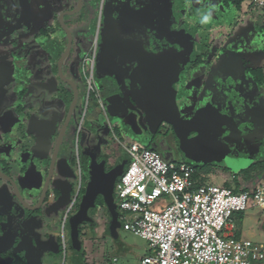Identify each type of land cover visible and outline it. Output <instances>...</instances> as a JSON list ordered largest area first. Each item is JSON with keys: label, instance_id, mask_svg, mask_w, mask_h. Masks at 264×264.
Returning <instances> with one entry per match:
<instances>
[{"label": "flooded vegetation", "instance_id": "obj_1", "mask_svg": "<svg viewBox=\"0 0 264 264\" xmlns=\"http://www.w3.org/2000/svg\"><path fill=\"white\" fill-rule=\"evenodd\" d=\"M244 2L0 0V264L57 254L62 221L73 248L101 208L115 225L114 186L140 126L172 131L194 159L226 150L218 133L226 118L206 124L221 148L205 156L198 132L179 139L171 124L152 123L147 59L174 64L175 113L190 123L210 108L191 112L193 98L264 72L244 66ZM240 95L255 118L257 97Z\"/></svg>", "mask_w": 264, "mask_h": 264}, {"label": "built area", "instance_id": "obj_2", "mask_svg": "<svg viewBox=\"0 0 264 264\" xmlns=\"http://www.w3.org/2000/svg\"><path fill=\"white\" fill-rule=\"evenodd\" d=\"M250 8L264 9V0H245L244 9ZM126 154L128 164L114 186V199L122 229L148 243L140 264L264 261V244L239 238L232 217L264 211V177L252 190L233 192L195 183L193 166L165 161L141 141H131ZM61 264L69 263L63 259Z\"/></svg>", "mask_w": 264, "mask_h": 264}, {"label": "rangeland", "instance_id": "obj_3", "mask_svg": "<svg viewBox=\"0 0 264 264\" xmlns=\"http://www.w3.org/2000/svg\"><path fill=\"white\" fill-rule=\"evenodd\" d=\"M246 14L245 19L250 25L245 35V47L242 49L244 66L246 70L258 66L264 68V9L252 8ZM247 79L252 83L250 75H247ZM207 90L205 91L209 92L208 95L201 98L199 103L196 97L193 98L194 103L189 108L191 112L197 111L198 107L204 104L227 119L226 124L218 129L220 138H225L224 152L220 151L205 161L194 159L193 150L188 146L183 148L174 133L167 128H152L146 132L140 126L133 140H141L148 149L158 153L165 161L184 162L195 167L193 180L197 184L219 186L233 192L250 190L263 178V171L259 170L260 164L256 163H264V86L257 88L258 98L255 100L259 103L260 112L255 118L247 111L250 106L244 103L243 96L233 95L229 83H216L212 89L208 92ZM138 117L140 115L135 114V121ZM143 122L146 125L145 120ZM205 162L211 166H202ZM251 211L259 212L258 209ZM247 212L233 213L236 234L242 215ZM97 214L94 230H83L84 234L78 238V245L74 248L70 244L68 228H64L65 222L62 221L57 254L42 256L39 264H61L63 259L69 264H105L112 259H116L117 264H140L141 258L148 253V243L124 231L119 217L116 218L117 223L112 225L105 208H101ZM242 232L244 238H249L246 230ZM249 239L256 243L264 242V235L260 239ZM260 264H264V261Z\"/></svg>", "mask_w": 264, "mask_h": 264}, {"label": "water", "instance_id": "obj_4", "mask_svg": "<svg viewBox=\"0 0 264 264\" xmlns=\"http://www.w3.org/2000/svg\"><path fill=\"white\" fill-rule=\"evenodd\" d=\"M135 58L137 60V57ZM147 63L150 66L149 87L152 97L155 98V106L150 113L152 123L166 122L171 124L179 139L189 133L198 132L200 134L198 141L200 154L205 156L218 152L221 144L206 138L204 128L208 122H212L215 126H220L226 122V119L218 116L212 109L208 108L200 112L190 123L184 124L176 115L174 108V64L163 59L154 60L152 58L147 59ZM114 224H116L115 221Z\"/></svg>", "mask_w": 264, "mask_h": 264}, {"label": "crops", "instance_id": "obj_5", "mask_svg": "<svg viewBox=\"0 0 264 264\" xmlns=\"http://www.w3.org/2000/svg\"><path fill=\"white\" fill-rule=\"evenodd\" d=\"M250 9H252V8H250ZM250 9H248V10H250ZM248 10H245V16H243V21L246 23L247 28L250 25V23L247 22V19H245L246 15H247L246 13H248ZM263 39H264V37H263ZM254 68H261L262 69V67H260V66L254 67ZM263 74H264V72H263ZM246 77H245L244 83H240V80L239 81L236 80L233 83L232 86H234V88H231V89H233L232 90L233 95L237 94L239 96L242 89L246 88V90H250V92L252 93V96L257 97V94H258L257 88L264 86V80L262 81L261 84H257L252 79V83H249V81ZM252 85L254 87H252ZM263 115H264V112H263ZM257 183L250 190L254 189V187L257 185ZM251 210H253V209H251ZM251 210H249L250 212H247V213L242 215L243 218L240 221V225L238 226V233L236 234L239 238L246 239V240H250L249 238H252V239L253 238L254 239L259 238L260 239L264 235V211L262 209H258V211H259L258 213H253ZM242 230H246V235L249 238H244ZM258 230H259V233H257ZM250 241H252V240H250ZM257 243L264 244V242H257ZM255 264H258V263H255Z\"/></svg>", "mask_w": 264, "mask_h": 264}, {"label": "trees", "instance_id": "obj_6", "mask_svg": "<svg viewBox=\"0 0 264 264\" xmlns=\"http://www.w3.org/2000/svg\"><path fill=\"white\" fill-rule=\"evenodd\" d=\"M251 74L255 77V82L258 83V84H261L262 81L264 80V74H263V72L260 69L251 70ZM256 164H260L259 170L261 169L263 171L262 177H264V163L261 162V163H256ZM202 166H210V165L203 164ZM242 191H246V190H242ZM239 192H241V191H239ZM15 264H20V263H15ZM258 264H260V262H258Z\"/></svg>", "mask_w": 264, "mask_h": 264}, {"label": "clouds", "instance_id": "obj_7", "mask_svg": "<svg viewBox=\"0 0 264 264\" xmlns=\"http://www.w3.org/2000/svg\"><path fill=\"white\" fill-rule=\"evenodd\" d=\"M210 19V15H205L203 17V22H207Z\"/></svg>", "mask_w": 264, "mask_h": 264}]
</instances>
